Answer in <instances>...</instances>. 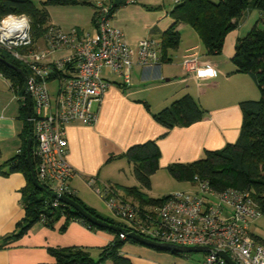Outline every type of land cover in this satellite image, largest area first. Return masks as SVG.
<instances>
[{
    "label": "crops",
    "instance_id": "crops-1",
    "mask_svg": "<svg viewBox=\"0 0 264 264\" xmlns=\"http://www.w3.org/2000/svg\"><path fill=\"white\" fill-rule=\"evenodd\" d=\"M176 1L136 0L121 5L112 14V23L123 30L131 46L137 47L142 39L151 37L161 43V52L163 34L174 23L170 12ZM98 2L94 5L50 6V24L66 31L74 28L78 35L92 33L95 30L94 17ZM260 18L261 13L257 9L250 10L239 26L227 35L222 53L212 55L206 53L198 33L192 27L179 24L180 44L169 50L164 60L160 58L158 66L145 67L138 62L134 64L130 84H125L121 76L104 68L102 75L112 85L95 107L98 114L96 123L84 125L77 122L68 125L66 130L68 160L75 171L71 180L75 195L89 207L98 210L102 206L94 199L99 194L96 189L103 191L111 188L124 199L139 205L138 201L128 196L125 188L139 187L144 194L152 197L149 195L152 187L142 188L134 175L133 164L127 157L133 147L149 141L158 145L159 169L151 177L153 185L157 173H169V165L204 159L208 151L220 150L235 143L243 122L240 103L259 99L260 91L250 74L235 71L231 59L237 40L259 24ZM46 45L42 36L34 42L33 47L40 50ZM71 52V48L54 51L45 63H52ZM192 53L215 66L219 75L200 81L187 73L183 68V60ZM0 77L2 165L23 146L24 120L21 110L23 96L11 88L4 75L0 74ZM52 81L57 84L54 92L50 88ZM58 84L56 76L50 79L52 96L56 94ZM186 94L193 96L205 110L202 120L189 126L173 128L156 120L157 113ZM25 99L27 101L26 94ZM92 179L93 185L89 183ZM25 185L26 177L22 172L0 173V264H55L56 260L49 250L61 247H82L97 258L101 250L115 239V233L111 231L113 229L89 228L78 220L65 224L64 217L52 227L39 221L23 235L12 237L17 223L25 215L21 193ZM99 212L103 213L104 210ZM121 255L129 259L131 264H196L202 258H195L189 253L175 255L132 242L124 244Z\"/></svg>",
    "mask_w": 264,
    "mask_h": 264
},
{
    "label": "built area",
    "instance_id": "built-area-1",
    "mask_svg": "<svg viewBox=\"0 0 264 264\" xmlns=\"http://www.w3.org/2000/svg\"><path fill=\"white\" fill-rule=\"evenodd\" d=\"M21 15L29 18V26L18 27L17 21L7 19ZM44 38L46 47L34 49L31 19L26 14H10L0 20V48L22 62L29 72L25 88L32 96L28 120L33 133L35 174L39 183L56 195L52 206L59 207L66 204L58 195H75L71 187L75 171L68 160L67 126L96 123L95 107L112 85L102 75L104 68L130 84L134 64H160L161 43L146 37L137 47L131 46L123 30L113 25L111 6L102 1L97 3L92 33L78 35L74 28L66 31L51 24ZM62 48H71L72 52L45 63L52 52ZM209 65L219 73L198 54L192 53L183 60L184 70L200 81L208 79L199 78L198 70ZM54 76L59 84L52 96L49 81ZM89 183L93 185L94 180ZM194 184L195 190L169 194L156 206L132 203L111 188L96 191L127 227V232L120 233L121 239L135 232L156 242L208 247L210 250L196 264H229L221 251L235 264H264V230L255 224L264 216L251 193L232 187L218 189L200 176H195Z\"/></svg>",
    "mask_w": 264,
    "mask_h": 264
},
{
    "label": "trees",
    "instance_id": "trees-1",
    "mask_svg": "<svg viewBox=\"0 0 264 264\" xmlns=\"http://www.w3.org/2000/svg\"><path fill=\"white\" fill-rule=\"evenodd\" d=\"M109 2L112 14L119 6L128 3L127 0H109ZM79 4L91 5V2L88 0H44L37 5L33 0H0V20L10 14L28 15L31 19L33 42H35L45 35L51 25L48 10L50 6ZM253 9L261 13L260 20L264 22V0H177L170 12L174 23L163 34L161 59L164 60L169 50L180 44L181 35L177 27L182 23L189 25L198 33L207 54H221L227 35L235 30L246 14ZM0 57L19 67L25 74L29 73L22 62L13 58L2 48H0ZM231 60L236 67L235 71L250 74L260 91L259 99H248L240 103L243 122L239 138L235 143L228 144L220 150L208 151L204 159L186 164L173 163L168 166V171L178 181L194 183L195 176H200L209 180L218 189L232 187L249 191L264 216V27L256 24L247 35L239 38ZM0 72L9 80L11 88L23 96L21 104L24 120L23 146L14 157L0 165V173L4 175L19 171L26 177V185L21 189L25 215L17 223L16 232L12 234V237L17 238L23 235L39 221L52 227L62 217L65 218V224L79 219L86 225H91V228L101 229L102 227L95 226L67 205L52 206L56 195L51 190L36 186L34 183L26 149L28 139L33 138V133L28 120L25 80L19 71L2 61H0ZM204 115L205 110L200 103L190 94H186L157 113L155 118L162 125L173 128L192 125L202 120ZM127 157L133 164L134 175L140 186L151 189V177L159 169L158 145L154 141L137 145L129 150ZM31 158L35 171L36 160L33 148ZM125 191L128 196L138 201L140 206H156L166 197H149L139 187L125 188ZM70 197L92 215L121 227V230H111L115 233V239L101 250L97 258L82 247L51 248L49 251L56 260L55 264H131L129 259L121 255V249L127 242H138L130 238H120L121 232L128 231L125 224L99 214L76 195H70ZM162 251L185 255V253L170 250Z\"/></svg>",
    "mask_w": 264,
    "mask_h": 264
},
{
    "label": "water",
    "instance_id": "water-1",
    "mask_svg": "<svg viewBox=\"0 0 264 264\" xmlns=\"http://www.w3.org/2000/svg\"><path fill=\"white\" fill-rule=\"evenodd\" d=\"M0 61L5 62L8 65L15 68L17 71H19L22 74V76L24 77V80H26V74L19 67H17L14 64L6 61L2 57H0ZM26 97H27V112H28V116H30L31 109H32V96H31L30 92H26ZM32 142H33L32 138H29L28 142H27V146H26L27 153H28L27 159H28V162H29L30 167H31V174H32V178H33L34 183L36 184V186L42 187V185L37 180V177H36L33 165H32V158H31ZM58 199L60 201H62L63 203H65L67 206L73 208L83 218L87 219L89 222H91L92 224H94L96 226L113 229L115 231L121 230V227L116 226L114 224H111L106 220L100 219V218L92 215L80 203H78L76 200L72 199L71 197H69L67 195H64V194L58 195ZM128 237L132 240L137 241L140 244L150 246L152 248H157V249H162V250H170V251H175V252H179V253L207 252L210 250L208 247H202V246H177L174 244L156 242V241L150 240L148 238H145V237H143V236H141L135 232H129ZM219 253L221 256H223L228 261L229 264H235L234 261L231 259V257L226 252L221 251Z\"/></svg>",
    "mask_w": 264,
    "mask_h": 264
},
{
    "label": "rangeland",
    "instance_id": "rangeland-1",
    "mask_svg": "<svg viewBox=\"0 0 264 264\" xmlns=\"http://www.w3.org/2000/svg\"><path fill=\"white\" fill-rule=\"evenodd\" d=\"M33 1L37 5H40L41 2L44 0H33ZM88 1H90L91 4L94 5L96 2L101 1V0H88ZM172 1H174V0H172ZM102 2H104L106 4L110 3L109 0H104V1L102 0ZM259 26L264 27V22L262 20H259ZM55 84H56V81L51 82L50 88L53 90V92L57 88V84L56 85ZM191 183L184 182V181H178L175 178H173L168 172L166 173V171L165 172L161 171V172L157 173L156 177L154 178L152 190L150 191L149 195L152 197H155V198H159V197H164V196H167L169 194H172V193H175L178 191H193V190H195V188H194L195 184L192 183L193 184V186H192ZM94 199L98 203V205L102 206L101 209L104 210V212H103L104 214H103L102 212H99V211H101V209H98V210L95 209L98 213L120 221V219L116 216V213L111 209V207L108 205V203L102 197L101 194H96L94 196ZM255 224L257 226H259L260 229L264 230V218L258 220ZM189 254L194 256L195 258H200L203 256L204 252H192Z\"/></svg>",
    "mask_w": 264,
    "mask_h": 264
},
{
    "label": "clouds",
    "instance_id": "clouds-1",
    "mask_svg": "<svg viewBox=\"0 0 264 264\" xmlns=\"http://www.w3.org/2000/svg\"><path fill=\"white\" fill-rule=\"evenodd\" d=\"M7 19H12V20L17 21V26L18 27H27V26H29V18L27 16H24V15H21L19 18H17V17H9ZM218 75H219V73L217 72V70L214 67L210 66V65L205 67V68H201L197 72V76L199 78H201V79H204V78L214 79Z\"/></svg>",
    "mask_w": 264,
    "mask_h": 264
}]
</instances>
